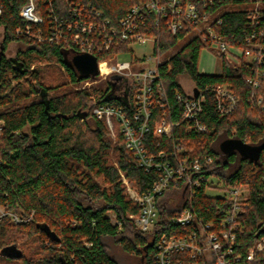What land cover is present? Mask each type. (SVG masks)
<instances>
[{
  "label": "trees",
  "instance_id": "1",
  "mask_svg": "<svg viewBox=\"0 0 264 264\" xmlns=\"http://www.w3.org/2000/svg\"><path fill=\"white\" fill-rule=\"evenodd\" d=\"M26 1L0 0V208L5 214L0 218V264H118L110 255L107 240L139 264H155V245L160 236H184L198 231L197 224L216 223L225 203L219 196L206 195L210 176L218 178L224 187L235 183L247 186L248 196L238 217L243 231L233 247L241 259L233 264H264V251L256 253L251 261L246 259L247 252L264 238V151L258 161L252 162L236 152L224 155L220 150L221 142L227 139L251 146L264 143V114L254 105L255 99L264 95V88L255 89L247 81L254 77L257 65L245 58L232 63L217 52L221 72L200 74L199 56L209 48V42L184 21L183 28L172 35L167 23L177 18L170 14L160 17L158 25L154 24L156 17L146 15L145 28L139 32L160 39L164 61L159 73L167 100L166 118L178 125L171 136L153 137L162 115L160 104H153L142 145L155 160L173 162L176 145L182 148L177 159L210 155L212 164L189 174L192 179H204L194 187L191 198L186 188L188 176L156 196L158 221L150 233H143L134 225L140 207L130 198L127 186L141 196L151 190L160 173L140 165L125 147L117 123L112 134L104 119L92 114L97 104H109L129 114L131 99L128 104L108 87L66 90L68 85L84 81L78 82L79 75L71 64L76 47L68 40L50 42L49 38L51 28L67 32L68 24L82 8L88 20H95L99 14L101 20L117 26L133 6L149 0H37L43 22L32 26L31 32L42 37L41 42L15 33L25 25L18 13ZM257 1L260 17L256 24L248 20V10ZM48 10L52 11V21L47 20ZM205 12L220 15L221 25L213 27L229 45L264 47V0H215ZM251 35L255 40L248 45L245 39ZM11 44L19 47L14 58L7 56ZM120 48L125 51L127 43L94 55L97 60L112 58ZM182 79L199 91L221 84L230 86L238 100L235 112L221 116L213 95L206 90L198 117L206 131H188L176 98V94L188 98ZM159 153L163 159H158ZM185 208L193 211L196 221L190 226H175L171 217ZM10 215L27 221L15 223ZM43 226L59 241L51 242ZM180 256L181 264L193 261L186 254ZM208 256L211 254H204L198 262L211 264Z\"/></svg>",
  "mask_w": 264,
  "mask_h": 264
},
{
  "label": "built area",
  "instance_id": "2",
  "mask_svg": "<svg viewBox=\"0 0 264 264\" xmlns=\"http://www.w3.org/2000/svg\"><path fill=\"white\" fill-rule=\"evenodd\" d=\"M183 0H165L160 3L159 0H149L142 5L133 6L126 15L119 20L117 26L110 25L108 20H101L99 14H96L95 20H88L81 9L75 19L68 24L67 32L62 29L51 28L50 42L53 40L65 39L70 41L76 47V55L81 54H102L106 51L117 48L122 43H127L125 51L119 50L112 58L97 60L98 75L94 79H87L80 82L82 89L89 87L88 81L96 83L99 80H105L111 75L123 81L127 92L119 97L116 92L114 95L124 101L129 102V114L123 112L121 108H114L109 104H97L92 114L96 119H104L109 131L113 134L115 123L122 134L125 147L133 152L140 165L146 170L155 169L160 175L153 183L152 188L146 194L137 195L127 186V181L122 177V182L127 186V192L130 198L140 207L138 215L133 218L134 225L143 233H150L158 221L157 209L155 207V198L161 195L169 185L182 181L185 176L188 197L194 194V187L198 188L203 181L192 179L190 173H199L204 167L212 164L210 155L194 157L191 160L177 159L176 156L182 153V148L174 146L171 155L173 162L168 160H155L146 154L142 145V136L146 132L147 122L151 118V107L153 104H160L162 115L153 129V137L161 138L171 136L173 128L178 124L169 122L167 116V100L160 82L159 68L163 63L162 55L159 51L160 39L154 35L141 34L140 29L145 28L146 15H153L154 24L158 25L160 17L170 14L177 19L167 23V28L172 35L180 31L184 24L189 23L199 33L205 41L209 42V48L223 54L229 61L237 63L241 58L248 62L255 63L257 68L253 78H248V83L255 89L264 88V47L254 46V48L244 49L237 45H229L222 36L216 31V27L221 25V17L218 13H206L205 9L211 6L215 0H196L195 2L183 4ZM259 1L253 3L248 10V20L256 23L259 20ZM3 5L0 3V15ZM52 11H46L47 20L52 21ZM19 18L25 23L22 29L16 30L17 36L29 37L41 42L43 39L39 35L35 36L31 32L32 26L42 24L43 17L40 13V6L37 0H27L19 10ZM212 24V26H210ZM1 30V29H0ZM255 40L254 35L245 39L248 45ZM151 43L152 51L149 56L143 55L131 59L129 62L111 63V59L120 53L128 51L131 44L143 45ZM96 57V56H95ZM85 85V86H84ZM209 92L213 95L216 109L221 116L232 115L238 105L236 96L230 89V86L221 84L209 87ZM197 92L193 96V87L187 93L188 98L176 94L177 100L182 105L181 121L187 124V130L197 134L206 131V127L199 122V115L203 111L205 102V91ZM131 98L129 94L131 93ZM255 107L264 114V95L258 96L254 101ZM158 159H163V154H158ZM208 189L214 188L209 179L206 180ZM219 195L225 207L217 213L215 224L198 225V231H192L184 236L162 235L158 238L154 256L155 264H181L183 254L189 259H193L190 264H203L198 260L206 253L211 264H233L240 261V256L235 254L233 249L236 238L243 231V227L238 220L239 213L244 208V202L248 196L247 186L235 183L226 186ZM4 217V216H3ZM15 223L26 222L15 216H9ZM2 218V217H1ZM170 221L179 227L190 226L196 219L190 208H185L180 213L171 217ZM113 222H115L113 220ZM264 251V238L256 243L246 254L248 261L253 260L256 253ZM178 257V258H176ZM213 259V260H212ZM213 261V262H212Z\"/></svg>",
  "mask_w": 264,
  "mask_h": 264
},
{
  "label": "rangeland",
  "instance_id": "3",
  "mask_svg": "<svg viewBox=\"0 0 264 264\" xmlns=\"http://www.w3.org/2000/svg\"><path fill=\"white\" fill-rule=\"evenodd\" d=\"M3 41V32L0 30V46ZM19 47L15 44H11L7 56L14 58L18 51ZM152 51L151 43L147 42L143 45H138V44H131L128 47V51L120 53L118 56L115 58L111 59V63L115 62H129L131 59H134L136 57H140L143 55L149 56ZM217 51L213 50L212 48H206L203 49L200 58L198 60V69L202 72H220L221 71V64L220 61L218 60L216 56ZM21 59L26 62V64H29V60L25 55L21 56ZM232 63H235L234 61H231ZM62 81H66V78H63ZM89 87H85V89L88 88H95V89H105L109 88L111 92L116 94L119 97H122L124 95V92H127V87L124 85L123 81L120 79L115 78V76L111 75L110 77L106 78L105 80H99L96 83H92L91 81H88ZM83 84L81 85H68L66 90H72V91H77V90H83L82 87ZM181 85L183 89L186 91V93L190 92L191 89V84L182 79L181 80ZM85 86V85H84ZM126 87V88H125ZM210 182L214 185L212 189H208L206 191V195L209 197H217L222 194V190L224 188L223 184L219 181L218 178L214 176L209 177ZM5 216L3 213V209L0 208V218ZM8 216V214H7ZM112 221L114 220V216H111ZM107 245L108 249L110 252V255L118 262V264H139L138 260L133 257H129L128 255L124 254L121 249L116 246L111 240H107Z\"/></svg>",
  "mask_w": 264,
  "mask_h": 264
},
{
  "label": "water",
  "instance_id": "4",
  "mask_svg": "<svg viewBox=\"0 0 264 264\" xmlns=\"http://www.w3.org/2000/svg\"><path fill=\"white\" fill-rule=\"evenodd\" d=\"M73 68L78 73V82L82 79H94L98 75L97 59L90 54L75 55L71 59ZM198 90L193 88V96H197ZM220 150L224 155H228L232 152H236L240 157L248 159L252 162L259 160L262 151H264V143L257 146H251L246 144L242 140L227 139L221 142ZM42 231L46 234L47 238L51 242H58L59 239L54 232H52L47 226H43Z\"/></svg>",
  "mask_w": 264,
  "mask_h": 264
},
{
  "label": "crops",
  "instance_id": "5",
  "mask_svg": "<svg viewBox=\"0 0 264 264\" xmlns=\"http://www.w3.org/2000/svg\"><path fill=\"white\" fill-rule=\"evenodd\" d=\"M201 52H202V51H201ZM200 54H201V53H200ZM199 58H200V56H199ZM198 72H199L200 74L212 75V74L220 73L221 71H220V72H214V71H212V72H209V73H208V72H205V73H204V72H202V71H200V70L198 69Z\"/></svg>",
  "mask_w": 264,
  "mask_h": 264
}]
</instances>
